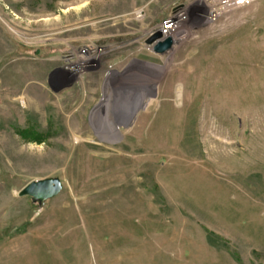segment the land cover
I'll return each mask as SVG.
<instances>
[{"label": "rangeland", "instance_id": "rangeland-1", "mask_svg": "<svg viewBox=\"0 0 264 264\" xmlns=\"http://www.w3.org/2000/svg\"><path fill=\"white\" fill-rule=\"evenodd\" d=\"M211 9L0 0V264H264V0Z\"/></svg>", "mask_w": 264, "mask_h": 264}, {"label": "water", "instance_id": "water-1", "mask_svg": "<svg viewBox=\"0 0 264 264\" xmlns=\"http://www.w3.org/2000/svg\"><path fill=\"white\" fill-rule=\"evenodd\" d=\"M161 39L159 32L155 33L148 41L147 44L153 43V41ZM172 48V42L170 39H166L163 42H159L154 46V52L156 54H165ZM62 190V185L57 178H48L43 180H37L28 183L18 193L19 197H29L31 203L37 204L41 207L46 201L55 198Z\"/></svg>", "mask_w": 264, "mask_h": 264}, {"label": "built area", "instance_id": "built-area-1", "mask_svg": "<svg viewBox=\"0 0 264 264\" xmlns=\"http://www.w3.org/2000/svg\"><path fill=\"white\" fill-rule=\"evenodd\" d=\"M254 0H207L212 9L206 14V20L214 23L224 13L235 10L237 8L245 7L250 5ZM173 21V22H172ZM170 20L168 24L173 25L177 21ZM166 24V25H168ZM165 25V26H166ZM167 32V29H165ZM169 30V29H168ZM163 34H166L162 31Z\"/></svg>", "mask_w": 264, "mask_h": 264}, {"label": "bare ground", "instance_id": "bare-ground-1", "mask_svg": "<svg viewBox=\"0 0 264 264\" xmlns=\"http://www.w3.org/2000/svg\"><path fill=\"white\" fill-rule=\"evenodd\" d=\"M172 20H175V18H173ZM171 20V21H172ZM173 22V21H172ZM176 25H177V23L176 24H174L173 23V25H171L170 26V24H168V25H166L163 29L165 30V29H167V33H169V35H171V33L173 32V29H175L176 28ZM169 29V30H168ZM163 35V33L161 32V36ZM173 37L174 36H171V38L173 39ZM173 41V40H172ZM94 57V56H93ZM95 59V58H94ZM93 60V59H92ZM87 62L89 63L90 62V60H88V61H85V60H81V62H80V66H82V68H87L88 67V65H87ZM69 68V67H68ZM70 70V69H69ZM151 106V105H150Z\"/></svg>", "mask_w": 264, "mask_h": 264}]
</instances>
